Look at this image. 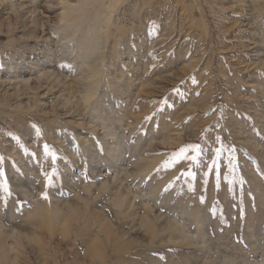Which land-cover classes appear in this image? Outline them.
Masks as SVG:
<instances>
[{
    "label": "rangeland",
    "instance_id": "374dc122",
    "mask_svg": "<svg viewBox=\"0 0 264 264\" xmlns=\"http://www.w3.org/2000/svg\"><path fill=\"white\" fill-rule=\"evenodd\" d=\"M0 232L4 264H264V0H0Z\"/></svg>",
    "mask_w": 264,
    "mask_h": 264
},
{
    "label": "bare ground",
    "instance_id": "6f19581e",
    "mask_svg": "<svg viewBox=\"0 0 264 264\" xmlns=\"http://www.w3.org/2000/svg\"><path fill=\"white\" fill-rule=\"evenodd\" d=\"M119 1H121V0H119ZM75 13V12H74ZM89 59H91V56L89 55V57H88ZM93 87L94 86H92V84H90V89L89 90H93ZM95 88H96V86H95ZM88 90V89H87ZM146 167H148V165L147 166H145L144 168H145V171L147 172V170L149 169V167L148 168H146ZM143 171V170H142ZM145 173V172H144ZM142 175V174H141ZM127 203H125V200H123L122 199V197L121 196H118L117 197V199L114 201V203H113V207H114V211H115V215H116V218H118V219H120V218H124V220H126V219H129L130 218V216H131V213H127V212H125V208H127ZM70 207H72V206H70ZM45 210V209H44ZM70 211H72V213H73V210H70ZM144 211H145V213L147 214V215H145V213L143 214V215H145V217H143V218H141L139 221V227L141 228V229H143L144 230V232H145V234L146 235H148V237H149V239L152 241V240H154V239H156V235H157V233H156V220L155 219H151L150 217H149V214H150V208L149 207H144ZM101 214V213H100ZM99 214V215H100ZM135 215V214H134ZM60 216H62V214H61V212H58L57 213V209L55 208V209H53L52 211H42V210H40V209H37V211H35L33 214H30V217H29V219L31 220L32 218H34V219H32L31 221L32 222H34L33 220H35V221H37V219H39V221H40V227H43L45 230L46 229H48L49 230V236H50V233L52 232V230L55 228L56 230H58L59 229V226H60V224H58V225H56L58 222H57V219L60 217ZM102 215H100V217H101ZM28 219V220H29ZM68 223V222H67ZM66 223V221L64 220L63 221V223H62V227L63 228H68V225H66L67 224ZM101 223V222H100ZM104 224H103V226L105 227V229L107 230L106 231V233H107V235H106V237H110L111 236V234H114V233H112V231H113V229L115 228L114 226L115 225H112V223L109 221V220H105L104 222H103ZM62 228V229H63ZM60 230V229H59ZM101 230H103V229H101ZM54 231V230H53ZM62 231H64V230H62ZM115 231V230H114ZM66 231H64V233H65ZM172 232H177V231H172ZM103 233H104V231H103ZM5 234H2L1 232H0V243H2V239H4L6 236H4ZM171 237H174V233H170L169 234ZM177 235L179 236L180 235V233H178L177 232ZM21 236H23V238L24 239H26V240H28L29 242H32L34 245H36V248L38 249V252L41 254V255H43L44 254V250H43V248L45 247L44 246V244H43V239L42 238H40L38 235H36L34 232H30V233H28V232H25V231H22V234H21ZM113 236V235H112ZM126 236V235H125ZM122 238H123V236H118V237H114V243L115 244H117V243H119V242H121V240H122ZM139 241V240H138ZM94 242H96L95 240H94ZM122 244H124L123 246L121 245L120 246V248H118L117 247V251L119 252L118 254H125L129 249H135L137 246H138V242H137V240L135 239V238H130V237H128L127 239H126V241H125V243H122ZM148 244H149V242H148ZM173 244H176V243H173ZM185 245V246H188V244H189V241H187V240H185V239H182V241L181 242H179L178 243V245ZM93 245V244H92ZM94 247H95V245L94 246H90L89 247V255L90 256H92L93 257V260H95V259H98L100 262H103L104 260V258L102 257V255H100L99 253H97V251L94 249ZM11 250H12V248H11ZM0 252H2L3 253V255L5 256V253H4V250L1 248V246H0ZM222 261V260H221ZM4 262V259L0 256V264H4L3 263ZM153 263H155V262H153ZM209 264H214V263H209ZM231 264V263H230ZM244 264H250V263H248V262H245Z\"/></svg>",
    "mask_w": 264,
    "mask_h": 264
},
{
    "label": "snow or ice",
    "instance_id": "6c2138e0",
    "mask_svg": "<svg viewBox=\"0 0 264 264\" xmlns=\"http://www.w3.org/2000/svg\"><path fill=\"white\" fill-rule=\"evenodd\" d=\"M146 119H150V117H146ZM214 143L216 145H220L222 143L221 137L219 135L215 136ZM204 146H202L200 143H192L188 144L185 147H182L178 153L175 154L174 159L177 161H186L187 162V168L181 173L182 176H187L192 178L194 181L197 177V171L194 170L195 166L199 165L202 169V176L204 179L201 180V184H207V177L210 172H213L216 174L217 178L219 177V165H220V158H221V152L222 148L220 146H216L212 151L213 155L211 158V162L209 163L207 160L203 159L204 156ZM230 151H234V149H230ZM172 163V161H168L164 167H167L168 164ZM228 167L235 170L236 163H235V156H231L229 158V164ZM179 179V177H177ZM174 182H170L168 186L164 189L165 191L170 190L173 187ZM188 191L194 192L195 186L193 183H189L188 185ZM42 198L47 199V193H42Z\"/></svg>",
    "mask_w": 264,
    "mask_h": 264
}]
</instances>
